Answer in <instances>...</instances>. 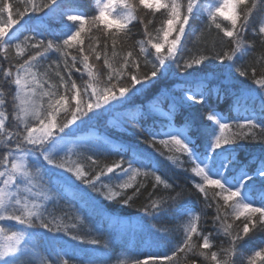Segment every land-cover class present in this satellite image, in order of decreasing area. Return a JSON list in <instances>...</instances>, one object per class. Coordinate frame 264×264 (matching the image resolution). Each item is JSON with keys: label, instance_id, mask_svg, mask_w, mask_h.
I'll use <instances>...</instances> for the list:
<instances>
[{"label": "snow or ice", "instance_id": "snow-or-ice-1", "mask_svg": "<svg viewBox=\"0 0 264 264\" xmlns=\"http://www.w3.org/2000/svg\"><path fill=\"white\" fill-rule=\"evenodd\" d=\"M210 31L214 55L188 47ZM142 95L150 103L120 118ZM229 99L247 114L213 106ZM109 124L130 138L79 136ZM145 193L127 233L113 209ZM61 233L99 247L69 250ZM137 237L168 250L142 255ZM113 259L264 264V0H0V264Z\"/></svg>", "mask_w": 264, "mask_h": 264}, {"label": "trees", "instance_id": "trees-1", "mask_svg": "<svg viewBox=\"0 0 264 264\" xmlns=\"http://www.w3.org/2000/svg\"><path fill=\"white\" fill-rule=\"evenodd\" d=\"M88 10L91 11L90 8ZM222 44L223 42L221 41L220 37L217 36L214 31H210V32H205L203 35L193 36L192 39L188 43V47L192 48L194 51L197 48L200 49L201 51L207 50L208 54L214 55L216 51L220 50ZM256 56L258 58L259 53H257ZM213 63H215V61ZM141 103L147 106L150 103L149 97L144 96V95L140 96L137 100V104L129 106L127 109V112L124 113L122 116H120V118L126 117L127 119L131 120L133 115L137 113V109ZM213 106L229 117L244 116L247 114L245 110L247 105L245 104V101L243 100H241L240 107L238 109L231 99L222 100L218 104L215 103L214 101ZM119 115L120 114H113V118ZM106 131L111 133V135L109 136V139L113 143H116V144L121 143L124 139L130 138L129 133L113 130L111 129L110 124L107 127H105L104 125H96L95 127H91V128H89L88 126H84L80 130L79 136L82 139L95 142L96 137L103 135ZM79 151L86 152V148H80ZM241 151L246 157L249 155L258 156L260 153V147L259 146H248V147L241 149ZM98 158L101 160V163H108V162L118 159L116 155L109 154L108 152H104L103 155L99 156ZM161 160H162V163H161L162 171L165 172L169 176H173L174 178H177V173L179 172V170H177V172H173L169 167H167V164L170 162H164L163 158H161ZM178 178L183 180L182 176ZM146 195L147 194L145 193L144 196H141L138 200H136L135 203L127 207L126 211L119 212V206H116V208L113 209L117 211L119 215L123 216L126 221H128L125 225L122 226L125 232L131 233L133 229H135L136 223L140 215L138 210L145 203ZM57 207L58 209H66L68 210L70 215L75 216L74 212L71 210L67 202H63ZM66 223H78V222L75 220H72V221H66ZM94 227H95V221L86 222L83 224L78 223L77 229H74L73 231L75 234L85 235L86 238H91V236H96V238H101L102 242L106 241L109 238V234L107 231L104 232L103 237L97 236V234L94 232ZM90 230H93L91 231V236L89 235ZM41 231H44V230H41ZM60 235L63 238L59 242L65 241L71 247L88 248V249L93 248V247H99V246H92V245H81L79 241L72 240L70 236H64L62 233ZM170 239H173V240L179 239V233H173ZM223 239H224L223 237L220 238L221 241H223ZM259 242H260L259 239H257L256 241L253 242V244H250L249 247H253L256 243H259ZM129 246L130 247L134 246L139 253L145 256L149 254H153L154 251H157V253H162V250L167 248L164 242H154L148 239L147 237H145L143 241H141L140 238L137 237L136 239L131 241ZM224 246L225 247L227 246L226 243ZM96 255L102 256L103 252H97ZM120 255L121 256L123 255L122 250H120Z\"/></svg>", "mask_w": 264, "mask_h": 264}, {"label": "rangeland", "instance_id": "rangeland-1", "mask_svg": "<svg viewBox=\"0 0 264 264\" xmlns=\"http://www.w3.org/2000/svg\"><path fill=\"white\" fill-rule=\"evenodd\" d=\"M74 214H75V213H74ZM60 243L63 244V245H64L66 248H68L69 250H71V249H73V248H76L77 250L80 249L79 247H71V246H69L65 241H61ZM167 250H168L167 248H166V249H163V250H162V253L165 252V251H167ZM154 253H157V251H154ZM99 257H101V256L95 255V257H93V259H97V258H99ZM77 263H79V262H77ZM112 264H115V260L112 261Z\"/></svg>", "mask_w": 264, "mask_h": 264}]
</instances>
